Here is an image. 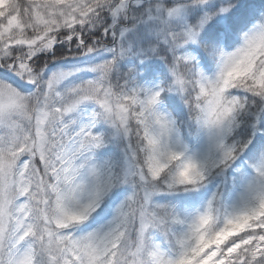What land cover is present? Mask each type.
<instances>
[{
    "label": "snow or ice",
    "instance_id": "1",
    "mask_svg": "<svg viewBox=\"0 0 264 264\" xmlns=\"http://www.w3.org/2000/svg\"><path fill=\"white\" fill-rule=\"evenodd\" d=\"M0 264H264V0H0Z\"/></svg>",
    "mask_w": 264,
    "mask_h": 264
}]
</instances>
